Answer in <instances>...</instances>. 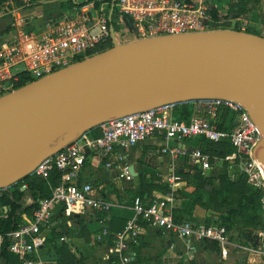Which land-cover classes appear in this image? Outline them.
Returning a JSON list of instances; mask_svg holds the SVG:
<instances>
[{"label":"built area","instance_id":"built-area-1","mask_svg":"<svg viewBox=\"0 0 264 264\" xmlns=\"http://www.w3.org/2000/svg\"><path fill=\"white\" fill-rule=\"evenodd\" d=\"M35 1H0V97L16 89L15 84L22 74H28L35 81L78 62L80 58L92 56L89 52L96 51L97 54L105 44L113 47L116 43L147 37L217 29L212 28L214 19L210 12L216 6L214 0H103L99 7L95 1L74 7L62 16L48 20L42 31L34 32L28 28L30 18L23 9ZM115 7L118 9V28L113 23ZM225 21L222 17L221 22ZM18 65H23V68L14 70ZM184 103H192L195 107L189 122L179 120L174 114L176 107ZM222 109H228L235 115L236 125L231 131L218 127L217 120ZM99 127V136H94L91 129L83 132L63 149L43 159L31 173L48 180L57 171L60 180L51 187V196L40 201L33 215L24 214L18 227L7 235L8 249L18 256L19 264H45L43 246L56 213L61 212L72 219L108 213L121 206L130 207L135 217L127 220L124 229L113 234V242L107 247L106 258L117 257L119 264H132L130 250L140 239L139 220L173 232L185 240L215 241L224 261L231 248L264 255V229L258 232L256 243L254 239L242 244L231 239L225 225L177 221L175 192L182 178L175 170L166 180L170 188L168 192L153 195L149 202L137 196L130 205L97 197L93 183L83 179L86 160L92 153L110 157L116 154L117 148L127 150L153 136L163 138L164 145L159 151L171 157L173 169H176L178 160H182L201 171L210 170L215 165L210 156L200 148L190 147L185 139L196 136H205L216 142L229 139L233 152L224 158H215L216 163L219 160L238 165L248 184L263 191L261 202L264 208V169L255 156V148L263 134L241 103L225 98L168 103L111 118ZM172 141L174 145L170 144ZM87 150L90 151L88 156ZM116 159L123 161L124 156L117 154ZM112 165L111 161L107 162V166ZM129 167L126 163L118 165V177L133 181L134 175ZM26 187L27 184H23L21 190ZM8 189L0 188V196ZM100 222L106 224V220ZM106 226L95 238L108 244L109 230ZM4 240L5 236L0 234V250ZM61 240L67 241V238L64 236ZM1 264H5L4 259Z\"/></svg>","mask_w":264,"mask_h":264},{"label":"water","instance_id":"water-1","mask_svg":"<svg viewBox=\"0 0 264 264\" xmlns=\"http://www.w3.org/2000/svg\"><path fill=\"white\" fill-rule=\"evenodd\" d=\"M203 98L249 111L262 130L255 156L264 169V36L217 28L116 43L1 96L0 188L111 118Z\"/></svg>","mask_w":264,"mask_h":264},{"label":"trees","instance_id":"trees-1","mask_svg":"<svg viewBox=\"0 0 264 264\" xmlns=\"http://www.w3.org/2000/svg\"><path fill=\"white\" fill-rule=\"evenodd\" d=\"M3 1V0H0ZM92 1H95L97 7L100 6L103 0H69L70 7H82ZM110 2L112 0H109ZM212 18V28H231L243 30L254 34L262 35L261 25H264V7L262 0H230L226 4L214 6L210 10ZM222 13V15H221ZM226 19L221 22L222 17ZM118 9L115 7L113 13V23L116 28L118 25ZM112 45L105 44L98 49L97 53L103 52ZM95 52H89V55H94ZM83 60L82 58L79 61ZM34 79L28 74H22L19 81L16 82L15 88L24 86ZM195 113V107L192 103H184L178 105L175 109V117L179 120L189 122ZM219 129L231 131L235 127V115L228 109H222L217 120ZM94 136L101 134L100 127L91 129ZM185 142L192 148H200L204 153L211 158L212 164H216L215 158H224L229 153L233 152L234 147L229 139H223L218 142L209 140L205 136H196L185 139ZM187 163V162H186ZM215 166V165H214ZM230 163L222 161V171L218 175L206 176L201 170L191 165V168L197 169L191 175V171H178L187 182L193 184L194 190L188 194L182 192V204L175 208V218L177 221L184 220L185 215H192L196 205L206 207L205 199H208L219 217L217 224L225 225L228 231H236L239 241L243 243L251 242L256 230L264 229V208L261 202L263 191L248 184L243 173H237L232 176L229 173ZM138 183L140 190L134 193L131 200L140 196L145 202H149L153 198L154 192L166 193L169 191V185L162 181L156 171L148 166H145L138 173ZM59 173L55 171L48 179H42L35 175H30L27 178L19 181L15 186L5 190L0 196V234L5 236V240L0 250L1 260H5V264H19V258L9 249L8 233L16 229L23 219V215L32 216L34 211L39 208L40 201L51 196V187L59 183ZM27 184L26 189L21 190V186ZM182 191V190H181ZM30 197V202L26 203V197ZM179 198V196H176ZM99 220L102 219L103 213L99 214ZM89 222L83 225V235L86 240H90L92 234L99 233L104 227L98 221ZM126 220L111 217L106 220L109 230L108 242L112 244L113 234L124 229ZM207 224L215 223L210 219L206 220ZM68 231L64 225L52 229L47 243L50 244L47 253L49 252L53 259L48 264H86L84 258H77L69 249V247L60 242L61 238ZM232 238V237H231ZM210 242L213 249L219 250V245L215 241ZM43 254V251H42ZM48 257V256H47ZM135 262L132 261V264ZM107 264H119L117 257H112Z\"/></svg>","mask_w":264,"mask_h":264},{"label":"crops","instance_id":"crops-1","mask_svg":"<svg viewBox=\"0 0 264 264\" xmlns=\"http://www.w3.org/2000/svg\"><path fill=\"white\" fill-rule=\"evenodd\" d=\"M82 1L84 0H77V2ZM35 2L41 1L36 0ZM35 2L33 4H35ZM228 2H230V0H214L215 5L226 4ZM33 4H31L30 6H32ZM262 4L264 6V0H262ZM30 6L24 8L23 12L27 17L30 18V25L28 26V28L34 32L42 31L44 25L48 20L61 15L57 13L60 10L59 8H57L52 10L54 13L50 15H43L40 14L39 11L35 10V13L30 16L26 13V11L29 10L28 8ZM73 8L74 7L69 6L67 11L72 10ZM170 144L174 145L175 142L172 141ZM162 145H164L163 138L160 136H153L127 150L117 148L115 151L116 154H113L110 157H102L92 153V156L90 155L86 160L83 169V179L93 183L94 187L96 182H99V189L95 187L97 191V197L110 201H119L120 203H126L130 205L132 202V200L130 201L132 195L129 196V193L133 192L134 194L140 190V185L138 183L137 177L138 173L143 167L148 166L156 171L161 177L162 181L165 183L167 178L172 174L174 170L177 174L178 171H191V175H193V172L195 170H199V168L197 167V169L192 168V170H190L187 164L189 166H191V164L183 163L182 160H178L176 169H173L171 157H169L168 155H162L159 151ZM117 154H122L124 156V160L118 161L116 159ZM108 161H111L113 165L110 167L107 166ZM123 163L134 166V170L137 175L134 176L133 181H126L125 179L118 177L120 174L118 165H121ZM215 169L217 170L216 167H213L210 170L202 172L206 176L212 177V175L219 174V172H214ZM181 178L182 179L178 181L176 187H180L179 189L185 193H188V190L193 191V184H189L192 185V187H187L185 186V183H187V181L182 176ZM178 190H176V192ZM176 192L175 208L176 206H180L183 201L181 195L179 196V198L176 197ZM157 194L161 195L164 193L154 192V195ZM205 201L206 209L209 208L207 211L205 207L196 205L195 209L193 210V214H186V218L184 220H191L193 222L200 223L206 222V219L208 217L214 218L215 216H217V211L215 212L212 209V203L208 199H205ZM99 214L86 217L76 216L75 218L69 219L61 214V212L56 213L52 222V226L50 227L48 233L46 232L47 237L43 249H45L49 245L47 243V240L51 234L52 229L55 227L59 228L60 225H64L68 231L66 234H64V236L67 238V241L61 240L60 242L65 243L77 258H84L85 260L89 258L94 262V259L98 258L97 264H107L109 260L108 258H106L107 247L110 245V243L108 242V244H106L98 242L95 238L96 234H92L90 240H86L83 235V225L89 222L96 221L98 218H100ZM103 216L104 217H102V219L100 220H109L111 217H115L127 221L130 218H134L135 213L130 207L121 206L115 207L108 213H103ZM100 220L98 219L99 222ZM139 224L141 226L139 242L138 244L132 246L130 250L132 259L135 262L134 264H241V262L245 258L244 256L246 255V252L244 250L231 248L227 260L224 261L220 255V251L213 249L210 242L198 241L195 239L185 240L176 236L173 232L160 229L157 226L143 220H139ZM101 225L103 227L107 224L101 223ZM259 231L260 230H256L254 232V236L251 241L254 239L257 240ZM230 235L233 241L246 244L239 241L236 231H231ZM255 235L257 237H255ZM94 262L93 264H95ZM248 262L252 264L251 257L249 258Z\"/></svg>","mask_w":264,"mask_h":264},{"label":"rangeland","instance_id":"rangeland-1","mask_svg":"<svg viewBox=\"0 0 264 264\" xmlns=\"http://www.w3.org/2000/svg\"><path fill=\"white\" fill-rule=\"evenodd\" d=\"M40 1L41 2H35V4H33L32 6H30L28 8L29 10H27L26 13L31 16V15H33L35 13V10H36V11H39L40 14L50 15V14L54 13L52 10L59 8L60 10L57 13L58 14H61L60 16H62L63 13L65 11H67V9L69 8V5H70L69 2H68L69 0H40ZM216 6H218V5H216ZM260 28H261V30L263 32L262 34H264V25H261ZM22 68H23V65H18V66H16L14 68V70H21ZM221 165H222V161H219L218 160V162L214 166V168L215 167L217 168V170L216 169L214 170L215 173L222 171ZM187 166L189 167L190 170H192L191 166H189L188 164H187ZM229 173L232 174V176L236 175L237 173H240V167L238 165H234V164H231L230 163ZM185 184H186L185 186H187V187H189V186L192 187V185H189L190 182H187ZM99 186H100L99 182L98 183L96 182L95 187L98 188ZM11 188L13 189V187H11ZM179 188L180 187H177V190ZM191 192H192L191 190H188V194H190ZM131 195H133V192H130L129 193V196H131ZM180 195H182V191L179 189L176 192V196H180ZM25 202L26 203H29L30 202V197L29 196L26 197ZM205 209H206V207H205ZM208 209L209 208H207L206 211ZM212 209L215 211L214 208H212ZM218 217H219V215L215 216L214 218L208 217L206 220L210 219L212 222L218 223L217 222V218ZM48 248H50V244L45 249H43V259H44V263L45 264H48V262H50L54 258V257L52 258L51 256H49L50 255L49 252L47 253ZM245 254H246L245 256L243 255L245 258L243 259V261L241 262V264H251L250 262H248L250 257L252 258V264H264V255L253 254L251 252H246ZM94 260H95V262L88 258V259H86V264H93V262L95 264H97L98 263V261H97L98 258H95Z\"/></svg>","mask_w":264,"mask_h":264}]
</instances>
